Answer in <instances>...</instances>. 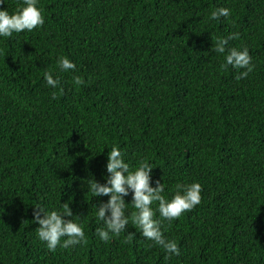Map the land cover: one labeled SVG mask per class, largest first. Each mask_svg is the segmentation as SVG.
<instances>
[{
  "label": "trees",
  "instance_id": "obj_1",
  "mask_svg": "<svg viewBox=\"0 0 264 264\" xmlns=\"http://www.w3.org/2000/svg\"><path fill=\"white\" fill-rule=\"evenodd\" d=\"M22 3L0 8L12 13ZM38 7L43 26L0 38V264H264V0ZM222 7L230 16L211 19ZM233 33L225 53L212 50ZM231 48L249 50L247 77L226 66ZM60 57L75 70L64 72ZM45 72L59 79L56 88ZM113 147L130 170L147 160L166 199L177 184L202 186L201 203L181 217L155 212L179 255L131 219L119 237L100 241L96 207L109 196L95 197L87 184L106 182ZM65 204L73 213L65 219L81 223L86 239L52 252L37 237L34 211ZM134 211L128 204L126 215Z\"/></svg>",
  "mask_w": 264,
  "mask_h": 264
},
{
  "label": "clouds",
  "instance_id": "obj_2",
  "mask_svg": "<svg viewBox=\"0 0 264 264\" xmlns=\"http://www.w3.org/2000/svg\"><path fill=\"white\" fill-rule=\"evenodd\" d=\"M39 0H23L21 6L15 12L10 13L7 9L0 8V38H11L14 33H21L25 30L31 32L44 25V16L38 7ZM4 4V0H0ZM230 9L219 8L211 12L210 18L218 20L221 17H229ZM239 33H233L227 38H218L212 48L218 54L226 52L228 41L238 38ZM225 57L226 66L246 69L241 72L237 79L247 77L252 72L254 65L249 50L244 48L238 50L231 48L227 50ZM60 68L67 72L75 70L76 65L67 57L58 59ZM44 79L48 86L56 88L60 81L54 78L51 72L44 73ZM75 85L84 83L83 79L75 76ZM153 166L142 160L134 170L123 159L122 153L117 147H113L108 154L106 170L109 174L105 183L95 179L88 180V191L95 197L109 196L107 202L101 201L97 208L96 215L103 222L104 227H98L96 234L101 242H107L112 237H119L126 231V226L131 222L137 226L143 237L151 240L155 245L160 246L168 254L179 255L180 248L174 240L167 239L162 230V220L156 219L155 212L158 211L163 220L173 221L181 217L185 212L191 211L201 203L202 186L198 182L191 184H177L171 199L162 195L165 191L164 183L159 179L153 180ZM155 184V186H152ZM131 194V203H126L125 197ZM158 202V209L154 210L153 203ZM128 204L136 210L131 215H126ZM34 211L35 222L39 227L36 234L40 241L45 242L49 251L55 252L58 245L63 248L77 245L86 239L83 225L73 219V213L68 204L64 205L63 211H46L43 207L36 206ZM134 233L128 234L131 241ZM63 243L61 244V240Z\"/></svg>",
  "mask_w": 264,
  "mask_h": 264
}]
</instances>
